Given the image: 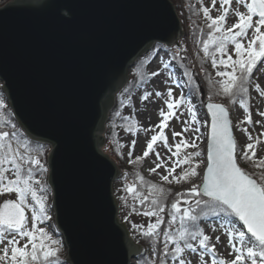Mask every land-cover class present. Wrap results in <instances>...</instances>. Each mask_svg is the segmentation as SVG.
I'll use <instances>...</instances> for the list:
<instances>
[{
  "label": "water",
  "instance_id": "obj_1",
  "mask_svg": "<svg viewBox=\"0 0 264 264\" xmlns=\"http://www.w3.org/2000/svg\"><path fill=\"white\" fill-rule=\"evenodd\" d=\"M181 22L171 0H15L0 8L3 93L24 134L51 147L48 185L66 264H132L143 250L119 218L113 184L122 172L104 138L134 65L156 44L179 47Z\"/></svg>",
  "mask_w": 264,
  "mask_h": 264
},
{
  "label": "snow or ice",
  "instance_id": "obj_2",
  "mask_svg": "<svg viewBox=\"0 0 264 264\" xmlns=\"http://www.w3.org/2000/svg\"><path fill=\"white\" fill-rule=\"evenodd\" d=\"M216 2L217 0H212V8H215ZM231 2L232 0H220L223 12L215 18L210 15L209 7L202 8L209 31L201 41V64L210 60L212 67L217 69L216 76L220 78L214 80L211 74L206 73L211 87L208 102L203 106L211 114L210 129L200 133L202 121L198 119L196 106L191 99L199 95V85L187 70L183 73L187 77L183 83L176 80L173 73H169L173 77V83L187 88L188 94L182 93L179 98H175L173 90L169 88V99L164 101L168 111L165 112L163 108L159 110L162 119L158 124L150 125L149 128L128 127L129 131L154 133L146 143L142 156L136 157L133 163L154 153L155 166L149 169L150 172L156 173L157 169L164 168L161 180L168 184L181 181L190 183V187L184 192L175 193L168 208L167 222L164 213L169 190L145 180L138 173L140 184L148 187L147 194L139 191L136 183L125 187V191L141 206L140 214L155 217V221L147 227L135 223L131 226L140 236L150 239L153 245L152 258L145 254L146 250L138 249L140 264H191L185 258L186 250L198 254L199 264H207L205 257L209 254L211 264H264V158H257V147L264 141L260 136H253L247 128H242L250 142L245 143L243 150L238 153L228 109L212 102L216 95L229 97L233 104L238 102L247 113L245 120L240 123L253 124L249 105L250 88L264 97V89L253 79L254 69L264 60V0H251L250 3L247 0H237L238 4L246 8V12L235 10L238 22L225 27ZM254 17H258L255 23ZM249 30H252L251 34ZM229 45L233 46L235 59L228 52ZM177 56L178 52L174 53L173 58ZM163 67L169 68V63H165ZM260 71L264 72V68ZM159 74L153 72L152 76ZM152 95V92H145L143 99L148 100ZM155 95L160 97L162 93L157 91ZM181 105L187 112V118L182 121L184 126L180 132L173 130L174 143L169 144L164 129L169 127L168 121L176 117ZM180 115L183 116L184 111ZM259 115L264 117V111L259 112ZM203 123L207 125L208 122L205 120ZM255 123L262 122L257 120ZM12 127L15 128V125ZM185 133L190 134L187 139L184 137ZM201 135H206L209 141L206 154L208 163L203 175L197 171L200 162L196 159L203 155L197 143ZM260 135L264 136V133ZM176 137H180V140L176 141ZM158 143L165 148V157L156 151ZM135 146L136 141L133 140L131 147L134 149ZM187 148L195 150L181 155L182 150ZM42 149V145L33 148L30 141L18 138L16 131H0V196L16 194L15 199H4L0 203V264H61L60 249L57 247L60 242L37 223L50 219L45 207L47 197L38 194L45 191V185L34 179L37 172H47L42 160L33 155V152L38 153ZM238 159L251 162L257 172L251 174L245 171ZM168 162H171V167ZM177 168L181 169L178 175L175 174ZM197 176H200V182L193 183V178ZM121 199L127 202L126 197ZM26 210L31 211V227L28 226ZM132 211L136 212L137 209L133 207ZM206 221H212L209 227L213 232L217 231L218 226L229 237L235 253L233 259L218 258L216 247L211 243L212 237L201 227V223ZM242 226H246L247 233L251 234L249 237L246 238L245 231L241 230ZM215 239L218 243L220 236ZM161 243L162 247L157 248L156 245Z\"/></svg>",
  "mask_w": 264,
  "mask_h": 264
},
{
  "label": "rangeland",
  "instance_id": "obj_3",
  "mask_svg": "<svg viewBox=\"0 0 264 264\" xmlns=\"http://www.w3.org/2000/svg\"><path fill=\"white\" fill-rule=\"evenodd\" d=\"M173 1V0H171ZM248 3L251 2V0H247ZM198 4V7H209L210 8V15L215 18L222 14L223 9L221 7L220 0H217L215 8H212V0H201ZM200 5V6H199ZM177 9V7H176ZM235 10H239L240 12H246V8L243 5H240L237 3V0H232L231 2V8L230 11L227 15L226 18V24L225 27H230L234 25L236 22H238V17L235 16L234 12ZM178 12V10H177ZM179 14V13H178ZM258 19V17L253 18V22ZM238 31V29H235ZM252 30H249V33L251 34ZM264 31V29H262ZM184 37V36H183ZM182 37V39H183ZM181 39V40H182ZM228 52L229 54L233 55V58L235 59L234 51H233V46L229 45L228 46ZM150 54V53H149ZM148 54V55H149ZM165 63H169V68L165 69L163 65ZM261 68H264V60H262L256 68L253 71V79L261 85V88L264 89V72L260 71ZM149 70L151 74L153 72H159L160 74L158 76H152V79L150 82L145 85L143 88L137 89L133 95L128 97L127 99L129 102L123 106V109L121 111V117L125 118L126 121L130 124H132L135 128H149L150 125H156L160 122L162 117L159 115V110L163 108L165 112L168 111L164 101L169 99L167 92L168 89L171 88L173 90V97L179 98L180 95L184 92L183 87H180L178 84L173 83V77L169 76V73H173L175 79L177 80L179 78V71L177 68L170 63L169 56L165 53L160 51L152 60L149 66ZM132 72V71H131ZM1 83V81H0ZM3 85V83H1ZM159 91L162 93L160 97H157L155 93ZM250 96H249V105L250 109L252 112V119H253V124L248 125L246 123L241 124L240 122L245 120L247 113L245 110L239 105L237 102L236 104H233L231 106V109L229 110L231 113L232 117V123H233V128H234V136L235 139L237 140V145H238V153L239 151L243 150V146L245 143L250 142L247 141V133L243 132L241 129L242 128H247L248 132H250L253 136H260V139L264 141V136H261V133H264V117H261L259 115V112L264 111V97H260L259 94L256 92L254 88H250ZM145 92H152L153 95L149 97L148 100H144L143 96ZM186 95V94H185ZM192 103L196 106L197 110V115L198 119L202 121L200 125V133H205L206 131L209 130V116L205 110V107L203 106L204 103L208 100L207 98L204 99L203 103L198 102L194 97L191 98ZM7 102V99L5 100L4 103ZM8 105V103H6ZM184 111V115L181 116L180 112ZM176 117H179L177 119ZM176 117H173L168 121L169 127L164 129V132L166 136L168 137V143L172 144L174 143L173 137H172V132L173 130L176 132H180L183 128V123L182 121L187 118V112L184 110V106L181 105L180 109L177 110L176 112ZM207 120V125L203 123V121ZM259 120L262 123L261 124H256L255 122ZM159 131V129H157ZM154 134L152 132L145 133L144 131H121L120 132V138L121 141L125 145V159L127 165L133 164V161L136 160V157L142 156L143 151L146 148V143L150 140L151 135ZM190 134L185 133L184 137L185 139L188 138ZM135 140L136 141V146L133 149L131 147V142ZM176 141L180 140V137L175 138ZM197 143L200 146V150L203 153L201 157H197V161L200 162V167L197 169L199 172L200 168H205L207 164V159H206V154H207V143H208V137L206 135H201V139L197 141ZM156 151H159L162 157L166 156V150L161 144H157L155 146ZM175 150V149H173ZM195 149L192 148H187L183 149L181 152V155H183L185 152H191L194 151ZM105 152V150L103 149ZM106 153V152H105ZM108 154V153H107ZM109 155V154H108ZM257 158H264V143H261L257 147ZM175 159V158H173ZM143 165H142V170L145 174V176L153 179L154 181L158 183H167L163 180H161V174L165 173L164 168L157 169L156 173H152L149 171L151 167H154V161H156V157L154 153H150L149 156L145 157L143 160ZM158 162V161H157ZM169 167H171V162H168ZM184 167H187L186 165ZM181 171L180 168H177L175 174H179ZM193 183H199L200 182V176H197L193 178L192 180ZM168 184V183H167ZM182 184V181L180 183L173 182L171 183L172 188H180ZM124 182L121 179H117L114 184H113V192L114 196L116 199L119 201V218L122 222L126 223L131 231V235L135 241H137V237L139 236V233L136 232L135 230L132 229V224H138V225H144L147 227L149 223H152L155 221V217H146L143 216L140 213H134L132 211L130 205H139L138 201L132 199L129 203L128 206L124 205L122 206L121 203V197L125 194V189H124ZM43 195L42 193H39ZM15 199L16 194H5L4 196H0V203L3 202L4 199ZM30 203H34V201H30ZM52 206L51 210L49 208H46V213L48 216L53 218L54 220V214L52 213ZM166 210L164 213V217L166 219ZM27 216L29 217V227H31V211L27 210ZM125 217H128V220H125ZM38 226L44 229H49L48 225V219L41 222H37ZM212 221H207L205 222L202 226L204 227L205 233L210 235L212 237L211 243L215 245L216 251L218 254V258L220 259H225V260H231L234 258L235 253L231 247V244L229 242V237L224 234L221 230H219L217 226V231L213 232L211 228L209 227V224H211ZM242 225V224H240ZM243 231L244 228L242 227ZM246 233V232H245ZM220 236V241L217 243L215 237ZM249 237L246 234V238ZM23 244V241L21 242ZM2 247V246H0ZM67 256V254H66ZM151 257H152V252H151ZM185 258L189 261H191V264H199V257L198 254L196 253H191L186 250L185 252ZM205 260L207 261V264H211V254L205 257ZM136 260H133L132 263H134Z\"/></svg>",
  "mask_w": 264,
  "mask_h": 264
},
{
  "label": "trees",
  "instance_id": "obj_4",
  "mask_svg": "<svg viewBox=\"0 0 264 264\" xmlns=\"http://www.w3.org/2000/svg\"><path fill=\"white\" fill-rule=\"evenodd\" d=\"M201 0H173L172 3L177 7L179 16L182 20L183 27H184V37L180 41L179 47H167L165 45L156 44L149 55L145 56L144 58L140 59L136 65H134V69L131 74V78L127 86H125L124 90L117 95V104L114 107L113 111L110 114L109 121L107 123V132L105 134L106 145H105V152L109 154L114 162L119 166L122 175L119 179L124 182V189L127 185H131L132 183H136L138 186V190L142 191L144 194H147L148 187L146 185H141L137 179V173L142 175L145 180L150 181L152 183L157 184L156 181L153 179L145 176L142 165L143 161L135 162L133 164L127 165L125 159V145L121 141L120 132L121 131H128L129 125H132L126 121L125 118L121 117V111L123 106L126 105L129 100L127 99L133 93L139 89L145 87L150 80L152 79V74L149 70L150 63L152 62L153 58L160 52H165L170 59V63L174 65L177 70L179 71V78L177 79L180 83H183L187 80V77L183 75L184 71H190L193 74L195 82L199 85V95L193 96L198 102L203 103L204 99H208L210 94L209 89L210 85L206 78V73L211 74L214 80L220 79L216 76L217 69L213 68L211 65L210 60H206L205 63L201 64V57H203L202 45L201 41L206 38V33L209 31L206 27V20L203 16L202 8L198 7ZM200 6V5H199ZM179 53L175 59L173 58L174 53ZM184 94H188V89L184 88ZM250 96V91H249ZM6 100V96L3 93L2 85L0 83V104L3 106L0 107V131H16L18 134V138L21 140H28L31 142L32 147L35 148L37 145H42L43 149L40 152H33V155H37L38 158L42 160L45 167L48 171V157L51 151V147L47 144L33 142L30 140L24 132L19 128L17 123H15V119L11 113L10 108L4 103ZM208 101V100H207ZM212 102H219L227 107L229 110L233 103L231 99L223 94L216 95L213 97ZM15 125V128L12 125ZM133 126V125H132ZM134 127V126H133ZM240 166L247 172L251 174H255L257 169L252 167L251 162L239 161ZM200 174H203L204 169H199ZM35 180H40L45 185V191L42 193L46 195L47 199L45 201V207L51 210L52 205V190L48 185V172H37L34 177ZM164 187L166 190H169V195L165 199L166 207V219L165 222L169 219L168 217V208L170 207L173 199L175 198V193L177 192H184L186 189L190 187V183L183 182L180 185V188H172L170 184L167 183H158ZM39 194V193H38ZM122 197L127 198V202L121 199L122 206L127 205L133 199V196L128 194L125 191V194ZM131 208L135 207L137 209L134 213H140L141 206L140 205H130ZM48 215V214H47ZM45 221V220H44ZM207 222V221H206ZM205 222L201 223V227ZM49 229H46L54 239L58 240L60 243L57 247L60 249L59 252V259L61 264H66V249L64 247L63 239L58 233V229L56 227L55 221L53 218L48 219ZM204 228V227H203ZM164 225L161 226V231H163ZM137 242L143 246V250L147 256L151 257V250H152V243L150 239L144 238L142 236L137 237ZM157 248L162 247V243L156 245ZM132 264H140V255L136 258V261Z\"/></svg>",
  "mask_w": 264,
  "mask_h": 264
},
{
  "label": "built area",
  "instance_id": "obj_5",
  "mask_svg": "<svg viewBox=\"0 0 264 264\" xmlns=\"http://www.w3.org/2000/svg\"><path fill=\"white\" fill-rule=\"evenodd\" d=\"M11 1H15V0H0V7H5Z\"/></svg>",
  "mask_w": 264,
  "mask_h": 264
},
{
  "label": "bare ground",
  "instance_id": "obj_6",
  "mask_svg": "<svg viewBox=\"0 0 264 264\" xmlns=\"http://www.w3.org/2000/svg\"><path fill=\"white\" fill-rule=\"evenodd\" d=\"M0 8H2V7H0Z\"/></svg>",
  "mask_w": 264,
  "mask_h": 264
}]
</instances>
